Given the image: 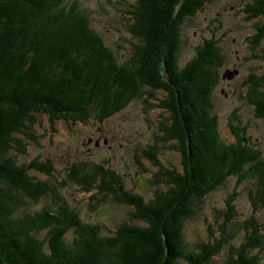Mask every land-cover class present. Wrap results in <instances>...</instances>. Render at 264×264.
<instances>
[{
	"label": "trees",
	"instance_id": "trees-1",
	"mask_svg": "<svg viewBox=\"0 0 264 264\" xmlns=\"http://www.w3.org/2000/svg\"><path fill=\"white\" fill-rule=\"evenodd\" d=\"M215 1L135 0L129 29L138 42L130 58L121 60L76 0H0L2 264H214L232 238L227 227L238 215L236 192L228 199L220 237L189 250L185 226L200 203L233 176L255 179L257 188L249 193L253 214L243 223L249 235L240 246H232L222 264H260L258 252L251 251L264 242L257 217L264 207V154L246 135V127L232 126L235 143L219 136L213 93L225 63L220 39L206 38L188 62L179 64L186 19ZM245 11L248 19L264 16V0H251ZM252 37L259 46L264 24ZM228 71L233 78L239 74L238 69ZM228 71L221 78L232 80L224 77ZM247 83L249 101L264 118V74H251ZM136 99L166 113L159 121V141L182 155L180 171L160 161L155 144L143 149L160 169L158 180L167 185L152 199L126 189L122 173L99 162L75 161L67 179L56 185L51 158L19 161L32 143L44 138L38 130L42 117L54 127L59 121L74 125L94 118L103 124ZM71 182L131 205L133 221L104 234L60 190ZM46 198L41 208L30 210L32 202Z\"/></svg>",
	"mask_w": 264,
	"mask_h": 264
},
{
	"label": "rangeland",
	"instance_id": "rangeland-1",
	"mask_svg": "<svg viewBox=\"0 0 264 264\" xmlns=\"http://www.w3.org/2000/svg\"><path fill=\"white\" fill-rule=\"evenodd\" d=\"M65 1L70 4L75 0ZM76 1L91 17L93 28L115 48L121 60L130 58L138 42L129 29L135 0ZM250 2L251 0H216L206 5L196 16L186 19L179 64L181 66L188 62L206 38L216 36L220 39L225 63L219 68L220 80L213 93V112L219 118V136L228 144L235 143L237 140L232 126L246 127V135L251 137L252 143L264 154V118L256 115V107L249 101L251 83H247L251 74H264V39L256 46L252 37L258 25L264 24V16L248 19L245 7ZM229 69H238L239 74L232 80L221 78ZM158 95L163 96L160 92ZM164 115L166 113L160 107L152 104L148 106L144 100L136 99L115 116L106 119L103 124L94 118L90 123L74 125L59 121L54 127L44 116L38 126L44 138H40V143H32L28 153L19 155V161L24 163L37 156L41 159L51 158L56 166L51 179L56 185H59L57 181L67 179V171L75 161L99 162L120 171L126 189L143 194L145 199L150 200L158 190H166L167 185L158 180L160 169L144 155L143 149L155 144L159 150L158 157L166 167H176L180 171L183 167L181 152L172 150L165 142L159 141V121ZM91 138L92 143L88 144L87 140ZM99 138L100 144L97 146L95 140ZM104 139L107 141L103 142ZM256 188L255 179L249 177L241 181L238 176H233L217 191L211 192L200 203L197 215L189 219L185 226V239L189 250H195L200 241L220 237V226L227 211L228 199L236 192L235 206L238 215L234 216L227 227V235L232 238L214 258V264L225 262L234 249L232 246H240L249 235L243 223L253 214L249 193ZM60 190L80 215L86 221L99 224L104 234H111L119 224L133 221L135 209L131 205L113 201L112 196L105 198L96 191L95 194L86 192L74 182ZM47 201L48 198L40 203L32 202L29 208L31 211L38 210ZM257 217L263 225L264 234V207L259 209ZM71 233L68 235L69 239L72 238ZM41 237H46L45 232H42ZM256 252L260 256V264H264V242L262 248L254 249L251 254Z\"/></svg>",
	"mask_w": 264,
	"mask_h": 264
},
{
	"label": "water",
	"instance_id": "water-1",
	"mask_svg": "<svg viewBox=\"0 0 264 264\" xmlns=\"http://www.w3.org/2000/svg\"><path fill=\"white\" fill-rule=\"evenodd\" d=\"M236 73H238V71H236ZM229 77V78H233L234 74L231 71H228L224 77Z\"/></svg>",
	"mask_w": 264,
	"mask_h": 264
}]
</instances>
